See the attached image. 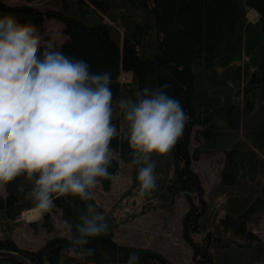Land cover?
I'll return each instance as SVG.
<instances>
[{
  "label": "trees",
  "instance_id": "obj_1",
  "mask_svg": "<svg viewBox=\"0 0 264 264\" xmlns=\"http://www.w3.org/2000/svg\"><path fill=\"white\" fill-rule=\"evenodd\" d=\"M33 2L35 0H27ZM57 9L40 12L0 0V15L11 13L18 31L41 28L46 19L62 22L66 40L60 48L87 59L94 71L112 73L114 97L134 96L145 84L169 81L168 91L180 98L189 114L183 135L167 154H153L157 186L152 196L172 207L184 195L183 239L195 264H264V240L253 228L264 222V0H52ZM251 13L256 18L251 17ZM129 80L123 79V75ZM111 142L110 188L121 163L133 166L136 193L139 164L124 136L125 125ZM199 142L191 151L193 138ZM225 153L219 182L209 198L194 162L205 153ZM18 177L0 196V250L17 252L31 264H123L138 251L141 264H176L157 252L118 244L109 215V231L93 238V256L65 251L69 237H51L37 250L21 249L13 239L15 221L32 207L23 198ZM86 201L67 194L43 215L41 227L55 231L53 215L75 222ZM35 227V225H31ZM37 226V225H36ZM70 235V233H69ZM0 264H20L1 258Z\"/></svg>",
  "mask_w": 264,
  "mask_h": 264
},
{
  "label": "clouds",
  "instance_id": "obj_2",
  "mask_svg": "<svg viewBox=\"0 0 264 264\" xmlns=\"http://www.w3.org/2000/svg\"><path fill=\"white\" fill-rule=\"evenodd\" d=\"M18 28L13 14L0 15V186L23 177L30 187L17 188L32 202L26 211L37 215L52 209L58 196L86 201L75 222L64 220L70 233L65 251L93 256L90 241L109 231L104 212L91 201L98 178L112 175L111 142L120 135L114 115L126 126L143 195L157 186L152 155L176 145L189 114L168 91L169 81L116 98L110 70L94 71L87 59ZM123 264H141L140 253L130 251Z\"/></svg>",
  "mask_w": 264,
  "mask_h": 264
},
{
  "label": "rangeland",
  "instance_id": "obj_3",
  "mask_svg": "<svg viewBox=\"0 0 264 264\" xmlns=\"http://www.w3.org/2000/svg\"><path fill=\"white\" fill-rule=\"evenodd\" d=\"M2 1L13 6H32L40 12L57 9L51 3L52 0ZM251 17L256 18L253 13ZM28 31L38 33L41 44L50 41L60 48L66 40L63 24L55 18L46 19L40 29L31 26ZM122 77L129 80L126 74ZM198 145L193 134L191 151ZM111 157H116L112 151ZM224 160V151L218 150L202 154L193 164L202 181L206 198H209L212 188L220 180ZM93 192L94 201L112 220L113 239L118 244L152 250L176 264H195L193 251L183 239L182 233V219L189 207L184 195L178 196L172 207L162 206L152 196L139 195L136 193L133 166L124 163H121L118 175L112 179L110 188L105 189L99 182ZM3 195L5 186H0V196ZM44 214L45 212L37 215L25 211L15 221L12 237L19 248L37 250L51 237L70 236L65 230L60 213L53 215L55 231L48 233L41 227ZM253 230L264 240L263 221Z\"/></svg>",
  "mask_w": 264,
  "mask_h": 264
},
{
  "label": "water",
  "instance_id": "obj_4",
  "mask_svg": "<svg viewBox=\"0 0 264 264\" xmlns=\"http://www.w3.org/2000/svg\"><path fill=\"white\" fill-rule=\"evenodd\" d=\"M1 258H8V259H13L20 264H31L25 257L20 255L17 252H11L7 250H0V259Z\"/></svg>",
  "mask_w": 264,
  "mask_h": 264
}]
</instances>
